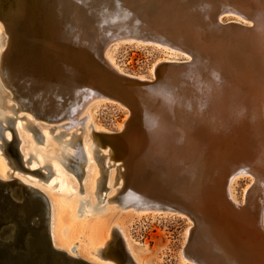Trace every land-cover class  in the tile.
Wrapping results in <instances>:
<instances>
[{"label": "bare ground", "instance_id": "obj_1", "mask_svg": "<svg viewBox=\"0 0 264 264\" xmlns=\"http://www.w3.org/2000/svg\"><path fill=\"white\" fill-rule=\"evenodd\" d=\"M156 1L161 2V0ZM189 1L193 7L192 13L188 15L190 17H188L189 19L187 18L188 20L183 18L185 27L183 25L181 27H183L185 35H181L179 41L182 43L185 39H189L190 42L193 40L192 43L195 41L193 45L198 40L203 42L204 46L201 48L209 53L207 63L205 65L200 64V69L194 74L187 73L188 70H185V72L177 71L179 74L177 73L176 77H180L177 85L181 86L180 83H182V86L184 85L185 88L190 89V92L181 88L182 86L177 89L175 85L168 84L169 91L168 89L165 91L170 92L173 88L174 90L171 93L173 92V96L176 95V101H171V103L173 102L172 115L169 116L170 118L155 116L158 126L156 125V129L152 130L151 136L156 139H152L151 142L147 143L141 138L136 139L134 143L131 140L133 144L132 160L129 158L130 156L128 157L125 147L119 146V143L117 144L118 140L115 141L116 144L111 141L112 131L92 120L90 108L96 99L115 98L118 101L117 97L106 92L107 88L104 86V81L93 83L84 75L73 86L74 91L70 93L72 95L62 99L64 103H61L63 104L58 102L53 105L46 104L42 99H38L24 88L20 80L17 64L22 61L28 62V54L34 55V53H37L33 42L34 35H37V32L33 28L34 26L30 25L33 20H30L27 16L28 6L26 0H23L22 3H17L14 0H0V103L6 99L12 102L11 105L0 104V122H7L9 130L13 129L15 134L16 130L21 132L22 129H29L33 132L34 127H36L42 135L34 130V138H36V135L42 137L44 146H48V148L53 146L54 148V152H39L29 165V169L40 168L41 170L46 168L47 171L48 168L51 169L52 177L46 187L37 185L36 181L29 179V177L13 175L5 170L1 161L0 180L6 182L16 178L18 181L36 188L47 197L50 209L48 219L50 242L54 249L64 252L72 258L80 259L89 264H151L137 255L129 228L120 222L119 217L124 213L125 209L134 211L131 214L138 218L147 215L153 218L154 212H148L149 210H173L174 212L185 213L187 221L182 243L177 252L178 263L205 264L200 257H203L202 253L206 250V246L203 244L200 245V248H197L201 251L203 249L202 253H198L199 250H196V254H193L192 249H190L193 224L196 220H199L196 218V214L198 217V214L206 211V209H202L205 207L204 199L209 195L210 190L214 188L217 181L215 179V165L219 163L225 166L233 163L235 165L230 166V168L236 169L237 165H241V159L246 157L250 165H252L256 176L260 177V180L258 179L259 186L263 191L260 194V199H257L259 204L257 206L248 204L243 210L242 217L228 214L227 220H229L230 228L228 227L227 231H223L225 234L222 231H218L216 235H210L211 242L212 247L216 246L217 249L222 250L228 256L227 259L223 257L222 263L264 264V0ZM167 3H169V0ZM181 4L183 5L182 1ZM184 6L186 7V5ZM74 11L75 13L72 15L77 21V11ZM224 11L236 13L250 20L253 23L252 32L245 29L228 30L222 27L218 14ZM20 13L25 15V19H20ZM110 17L115 19L113 23H119L117 20L118 15L113 13ZM171 20H173V17ZM21 21L24 24L26 23L28 27H23L20 24L22 23ZM103 31L102 27H97L92 31L95 39L91 44L97 48L95 49L92 46L88 49L92 60L93 55L97 53L99 55L100 52L98 41H101L109 34L107 32L106 35H103ZM66 35L61 33L60 36H56L59 41L63 40L59 44V51L63 49V45L65 46L63 53L68 51V49L70 51V47L67 46L66 39L68 37ZM131 37L133 38V35ZM167 42L169 43L170 41L168 40ZM165 45L163 50L165 53L170 50L169 54L174 60L178 55L177 50L179 49ZM171 45L174 46L176 44L171 42ZM195 49L199 50V47L195 46ZM20 51L23 59L18 61L17 58ZM112 53L114 52L109 46L101 50L99 55L101 57V61L99 60L101 65L99 66H102L104 71H109L111 76L114 74L119 78H124L123 82L128 81L127 74L117 64ZM29 61L31 62V58ZM166 61L167 59L165 58L156 60L151 67L150 74L152 75L160 64ZM59 78L61 77L59 76ZM96 78L98 77L96 76ZM135 79L142 81L144 77H135ZM68 80L70 81V79ZM168 81L172 80L169 79ZM76 99L80 100L79 104L76 103ZM119 102L120 105L127 108V115H125L123 123L117 127L118 131H122L130 125L132 110L124 102L120 100ZM11 110L22 112V114L23 112L30 113L33 119L18 115L14 127V118L7 115V112L9 113ZM20 119L26 120L27 124L22 125L24 123H20L18 121ZM37 119L45 123L48 122L47 124H53L54 127L49 128V130L54 128L63 130L56 132L55 129L53 131L55 134L52 138L58 139L62 136L64 138L66 132H68L66 134L69 138L60 140L54 145L48 132L42 130H45V128L41 129L43 125L41 123H33ZM169 120H172L170 124ZM48 127L46 128L48 129ZM1 128H4L3 130L6 129V127L0 125ZM71 130L74 131L71 132ZM2 134L1 154L6 148L5 142L11 140L12 135L6 130ZM19 134L21 135V133ZM116 139L118 138L115 137ZM159 140H163L166 150L158 149L162 145ZM29 143L31 144L30 141ZM127 143H130V141H127ZM141 147L149 148L148 154H144ZM153 149L155 150L152 151ZM256 150L258 151L257 153ZM250 151L251 153H249ZM6 153L8 154V152ZM169 153L176 156V163L178 161L180 164V169L178 170H180L182 179L189 180L187 192L191 193L192 190L193 195L196 196V211H199V213L196 212L195 214L194 210L185 205L184 202H181V200L172 199L173 197L175 198L173 194H164L162 189L153 195L150 194V188L145 179L151 176L150 172L167 174L161 167ZM26 157L23 152V156L21 155L20 159L22 161L28 160ZM48 157L52 160L51 164L41 166L43 158ZM10 160L12 162L11 158ZM110 161H112V164H109ZM70 163H77V167L81 163L82 174L87 173H85L82 180L83 183L79 184L78 189L76 185L72 186L70 184L68 176L66 177L67 174L65 175L66 172L62 169V167L66 168L73 174L71 176H75L74 171L67 168ZM158 163L159 166L157 165ZM185 163L186 166L184 165ZM7 164H9L8 159ZM82 166L85 171H83ZM143 166H146L147 169H144ZM237 168L239 169L236 172L240 171L242 173L248 172L251 167L248 169L245 167ZM115 177L117 182L115 183L114 181L115 184L112 185ZM169 177L171 176H166V178ZM69 179L72 180L73 178ZM142 183L146 185V187L144 185L146 189L143 188ZM52 187H57L58 193H52L50 191ZM175 188L178 187L175 186ZM74 189L77 190L74 191ZM137 189L142 191L143 203H137L132 200ZM103 191H106V193L103 194ZM78 193L86 194L89 197V206L82 207L87 201L83 197L77 198L76 194ZM227 193L230 200H233L231 191L229 190ZM166 199L168 202L164 205L162 201ZM99 203H102V206L97 208ZM107 203L116 205L104 208ZM79 205L83 208L80 214H78ZM113 209L116 210L114 211ZM237 218L240 221H237ZM236 226L242 227H238V229ZM250 226L255 227L249 230ZM240 230L241 232L239 233ZM79 240H81V245L78 247L76 244ZM220 251L218 250V252ZM89 253L105 259L106 263H101L97 259L88 257ZM126 257L129 259V263L125 262ZM217 262L219 263V260Z\"/></svg>", "mask_w": 264, "mask_h": 264}, {"label": "rangeland", "instance_id": "obj_2", "mask_svg": "<svg viewBox=\"0 0 264 264\" xmlns=\"http://www.w3.org/2000/svg\"><path fill=\"white\" fill-rule=\"evenodd\" d=\"M167 1L161 0L160 2L156 0H151L150 2V0H118L117 2H122L126 6H129V4H132L133 6L135 5L137 6L132 10L128 9L127 11H125L120 6L118 7L114 6L111 8L108 7V5H101V7L105 6V8L101 9V13L99 16L100 19L98 18L96 21L94 19V16L90 15L92 20L86 22V20H82L80 18L81 14L79 12L81 11L79 10V8H77V6L74 7L70 6V8H68V10L70 9V13H68L67 3L61 2L60 5L58 6L55 5L56 3H53L54 5L51 8L45 6V4L38 2L37 0H26L28 6L27 16L30 20H33V22L30 25H33L34 26L33 28L37 32V35H34V39H33L34 48L37 51V53L36 54L34 53V55L28 54L29 56L28 59L30 60L31 58V62L28 60V62L22 61L17 64L20 72L19 75L20 80L23 83L24 88L27 89L29 93H31L38 99H42L43 102H45L46 104L53 105V104H57L58 102L60 104H63L64 102L62 99L64 98L66 99V97L72 95L70 93L74 91L73 86H75V84L79 82V79H82L84 75H86L93 83L104 81L103 82L104 86H106L107 88L106 92L109 95H114L115 97H117L118 101H116L115 98H98V100L96 99L94 104L90 108L93 118L92 120L93 122L98 123L99 125H102L106 129L112 131L110 137V139H112L111 141H113L116 144L115 141L118 140L117 144L119 143L118 144L119 146L125 147L126 153L128 152L127 153L128 157L130 156L129 158L133 160L132 143H134V141L136 142V139L141 138L142 140L145 141V143L151 142L152 139H156V138H152L151 136L152 130H155L156 129L155 127L158 126V123L155 120V116L158 115L160 117L166 116L165 118H168L170 115H172L171 110H172L173 102L171 103V101L172 100L176 101V95L173 96V92L171 93V91L174 90L173 88L170 92H166L165 90L168 89L169 91V87H168L169 85H175L177 89L182 86V83H180L181 86L177 85L179 83L178 81H180L179 80L180 77L178 78L176 77L177 73L179 74V72H185V70H188L187 73H193V74L196 73L197 70L200 69L201 65H205L207 63V59L209 56L208 55L209 53L203 48H201L202 46H204V43L200 42V40L196 41L197 42L195 43L196 45L195 44L193 45L195 41L192 43L193 40H191L190 42L189 39H185L182 43H180L179 41L180 36L185 35L184 29L183 27H181V25L185 27V25L183 24L184 23L183 18L186 20L189 17L188 15L189 14L191 15L192 13L193 7L191 5V2L189 0H172V2L171 0H169V3H167ZM181 1L183 2V5L181 4ZM94 2H97V0H83L82 3L84 7L85 6L87 7L89 5H92ZM154 3L155 5L153 6ZM94 5H96V3H94L93 6ZM184 5H186V7ZM74 10L77 11L76 12L77 21L73 18L72 15L73 13H75ZM183 11H184L183 13L184 16L182 14ZM113 13L118 15L117 18V20L119 21L118 24L117 22L113 23L115 19L113 17H110V15ZM177 13L179 14L181 13L182 17ZM169 14L171 18L173 17V20H171ZM219 18H220V25L225 29L228 30L245 29L252 32L251 30L253 27V23L250 20L243 18L242 16H239L236 13L225 12V11L220 12L218 14V19ZM102 25L106 26L110 30L107 29V32H109V34L108 35L105 34L106 37H104V39L106 38V40L103 39L101 40L103 45L99 46L100 48L99 55L101 54V50L109 46L110 49L113 50L114 52L112 53V55L114 54L113 56L115 58L114 57L113 58L115 59L117 64L121 67V69L125 71V73L129 78L128 81L126 82L122 81L124 78L121 77L119 78L114 74H112L111 76L109 71H104L102 66H99L101 65L100 64L101 57L98 55V53L96 55H93V60L91 59L92 57L90 56V53H88V49L89 47L93 46V44L91 43L95 39V36L94 34H92V31H94L97 27L101 28ZM112 26H114L115 28H111ZM61 33L67 34L66 35L68 37L67 39H71V40L73 33L76 36L74 40L77 41L75 47H72L70 45L68 46V42H67L68 40L66 39L67 46L70 47V51L68 49V51L65 52L67 55L63 53L65 51L64 45L62 49L63 51L62 50L59 51V44L63 40L60 38L61 41H59L56 38V36H60ZM131 35H133V38L131 37ZM173 35L175 36L174 38L176 39L173 38ZM137 37L140 38L134 40V38ZM82 39H84V41ZM165 40L167 41L169 40L170 42L168 43ZM99 42L100 41H98V43ZM171 42L176 45L172 46ZM164 45L167 47L171 46L174 48L176 47L175 49H179L177 50L178 53L176 52L178 54L177 57H175L176 59L174 58L173 60V58L170 56L169 54L170 50H167L165 53V51L163 50ZM195 46H197V48L199 47V50L195 49ZM93 47L97 49L96 46ZM19 53L20 54L18 55L17 58L18 61L20 59L21 60L23 59L21 55V51ZM63 58H66L67 61L65 60L62 61ZM162 58L167 59V61L162 62L160 66L156 69V71L151 75L150 70L152 65L156 62V60ZM97 65L99 66V68ZM165 69H167L168 71ZM59 76L61 78H59ZM96 76L98 78H96ZM134 76L136 78L144 77V80L142 81L136 80ZM68 79H70V81ZM169 79L172 81H168ZM63 83L64 85L66 84L65 87H63L64 85H62ZM181 88H184L188 92H190V89L185 88L184 85ZM57 91L59 92L58 95H57L58 93ZM119 100L127 104L132 110V118L129 121L130 125H128L122 131H118L117 127L119 124L123 123V119L125 118V115H127L126 114L127 108L120 105ZM76 103L79 104L80 100L76 99ZM0 104L11 105L12 102L6 99L4 101L2 100ZM163 107H166L164 108L165 112ZM7 115L14 118V123H13L14 127L16 123V117L18 115L24 117H30V119H33V116L30 113H26V112H23L22 114V112L19 111L14 112L13 110H11L9 111V113L7 112ZM18 121L20 123H24L22 125L27 124L26 120L20 119ZM171 121L172 120L168 121L169 124L171 123ZM33 123H39V124L41 123L43 125L41 129L45 128V130L44 129L42 130L47 131L51 138L55 134L53 132L55 131V129L56 132L63 131L57 128H54L53 130H49V128L54 127L53 124H47L48 122L45 123L42 120L37 119ZM0 125L6 127L5 130L8 131V133L11 135V131L9 130V124L7 122L5 121L0 122ZM45 126L46 127L49 126L48 129ZM34 128L35 129H33V132L34 130H36L38 134H41L38 128L36 127ZM5 130L1 131L0 133V144H3L2 133H4ZM28 130L22 129L21 132H18L16 130V138L19 140V142L16 144L17 149H19V152L21 153L22 156L24 152V154H26L27 156L26 158L28 159V162L22 164V166L25 167L26 169H29V165L31 161L35 158V156L39 152H44V153L54 152L53 146L52 147L49 146V148L48 146L47 147L44 146L42 144V140H43L42 137L36 136V138H34L33 132L31 130L29 131ZM73 131L74 130H71V132ZM19 133H21V135ZM66 133L64 135V138L63 136L58 139L52 138L53 144L56 145L57 142H59L60 140L62 141L63 139L65 140L69 138V136ZM115 137L118 139L115 140ZM134 138L135 140H133ZM29 141L31 142V144L29 143ZM121 141L122 142L125 141V142H123L122 144ZM127 141L128 142L130 141V143H127ZM159 141L162 143V145H160L158 149L162 148L163 151L166 150L165 143L163 142V140H159ZM141 149L144 154H148L149 148L141 147ZM154 150L155 149H153L152 151ZM251 151L249 153H251ZM257 152L258 151L256 150V153ZM0 155H1L0 161L4 164L5 170L11 172L13 175H16L18 177H29V179L36 181L37 185L41 187H46V184L50 181L52 177V173H50L49 176L45 179L39 178L35 174H30L19 168L11 167L9 164H7V156L9 154L7 153L1 154V148H0ZM51 162L52 160L50 157L43 158L41 166L45 164L50 165ZM111 162L112 161H110L109 164H112ZM164 162L165 163L163 164L161 169H163V171H165L167 174H155L150 172L151 176L145 179V181H147L148 187L150 188L149 189L150 194L153 195L154 193L162 189V192L164 194L167 193L173 194L175 198L171 196L173 197L172 199L179 201L181 200V202H184L185 205L192 208L195 214L196 212L199 213V211H196V205H197L195 204L196 196L193 195L192 190L191 193L187 192V188H188L187 186L189 185L188 184L189 180L184 178L182 179L180 170H178L180 169V164L178 161H177L178 164L176 163V156L169 153L167 158H165ZM240 163L241 165H237L235 167L236 169L232 168L233 170L230 168V166L235 165L233 163H229L225 166H222V164L219 163L215 165V170H216L215 179L217 181L214 188L210 190L209 195L204 199V204L206 208L203 207L202 209L203 210L206 209V211H203L201 212V214H198L199 218L197 217L196 214V218L199 220H196L195 223L193 224L194 228L191 236L190 249H192L191 251L193 254H196L198 250H199L198 253L199 252L202 253L204 250L202 249L201 251L200 249L197 248H200V245L204 244V246H206V250L202 253L203 257L200 258L203 260L205 264H211V263L225 264V262L222 263V260H224L223 257H226V259L228 258V256L222 250L220 251V249H217L216 246L212 247V242H211V236L216 235L218 231L223 232V231H227L228 227L230 228L229 220H227L228 214L242 217L244 212L243 210L246 206H248V204L251 206H257L259 204V201L257 199H260L259 198L260 194H262L263 191L260 189L261 187L259 186L260 177L256 176L255 171L252 168V165H250L246 157L241 159ZM157 165L159 166V163ZM184 165L186 166V163ZM237 167H245L246 169L250 167L251 168L248 170V172L241 173L240 171L236 172L239 169ZM143 168L147 169L146 166H143ZM62 169L64 170V172H66L65 175L67 174L66 177L68 176V180L70 184L72 186L76 185L78 189L79 184L83 183L82 180L86 172L83 174L81 173L80 177L77 178L76 176H71L72 173L69 172L66 168L62 167ZM82 169L83 171H85L83 166ZM40 172L44 174H48L46 168H42ZM166 176H171V177L166 178ZM231 177H233L234 179ZM69 178H73L74 181L73 179L71 180ZM195 178H197V176H195ZM115 179L116 177L114 178L112 185H114L117 182V179L116 180ZM142 184H143V188L146 189L145 188L146 185L144 183ZM175 186L178 188H175ZM132 188L134 187L132 186ZM193 188L196 189L195 186H193ZM77 189H74V191ZM229 190L233 195V200L231 199L232 201L230 200V197L228 196L227 193ZM50 191L54 194L58 193L57 187H52ZM222 191H226V192H222ZM141 192L142 191L140 189H137L135 191V196L133 195V199H132L134 202L143 203L144 199L143 197H141L142 196ZM102 193L105 194L106 191H103ZM244 196H246L245 197L246 199L244 198ZM76 197L77 198L83 197L87 201L86 204L84 203L82 205L83 208H85V206H89L88 205L89 197H87L86 194L78 193L76 194ZM167 202H168L167 199L162 201L164 205L167 204ZM105 205L106 206L104 208L106 207L110 208L116 204L107 203ZM100 206H102V203L101 204L99 203L97 205V208ZM233 206H235L236 209ZM82 207L81 205L78 206L79 208L78 214L82 212L83 210ZM113 210L115 211L116 209ZM172 211L149 210L148 212H154L153 218H151L149 215L141 216L138 218L131 214L134 211H132L131 209H125L123 211L124 213H122L123 215L121 214L119 217L120 222H122L125 225V227L129 228L130 236L134 240L133 246L136 249L137 255L149 261L151 264H179L177 261V252L182 243L183 232L187 227V221H186L185 213L182 214V212H177V211L172 212ZM237 221H240V219L237 218ZM238 227L239 226H236V228ZM254 227L255 226H250V228L248 229L252 230ZM240 232L241 230L239 231V233ZM223 233L225 234V232ZM80 245H81V240L78 241L76 246L79 247ZM212 249L215 250L213 251ZM218 250L220 252H218ZM88 257L97 259V261L101 263H106L105 259L98 258L93 254L89 253ZM125 259H126L125 262L128 263L130 262L127 257ZM218 260L219 263L217 262Z\"/></svg>", "mask_w": 264, "mask_h": 264}, {"label": "water", "instance_id": "obj_3", "mask_svg": "<svg viewBox=\"0 0 264 264\" xmlns=\"http://www.w3.org/2000/svg\"><path fill=\"white\" fill-rule=\"evenodd\" d=\"M14 1L17 3L23 2V0ZM37 1L51 8L54 5L53 3H56L55 5L58 6L61 2L67 3V10L70 6H77L81 11L79 12L81 14L80 18L86 20V22L92 20L90 15L94 16V19L97 21L101 9L105 8V6L101 7V5H108L111 8L120 6L125 11L128 9L132 10L137 6H133L132 4L126 6L122 2H117L118 0H97V2H94L97 6H93V3L87 7H84L83 0ZM68 13H70V9ZM19 15L21 20L25 19L23 13ZM21 22L20 24L23 27L27 26L26 23ZM111 28L115 27L112 26ZM102 29L105 30L102 34H107L106 32L109 28L102 25ZM75 37L73 33L72 40L67 39L68 46L75 47L77 43V41H74ZM82 40L84 41V39ZM103 40H106V38ZM99 45L102 46L103 43L100 41ZM64 60L67 61L66 58L62 59V61ZM3 129H0V133ZM10 130L12 134L11 140L5 142L6 148L2 151L3 154L8 152L9 155L6 156L9 165L30 174H35L39 178H47L51 173L50 168H48V174H44L40 172V168L26 169L22 166L28 160L22 161L20 159L21 155L16 146L18 139L16 138L15 131L13 129ZM76 164L70 163L67 168L73 170L74 175L79 178L82 173V164L79 163L78 167ZM49 212L47 197L36 188L20 182L16 178H12L6 182L0 180V264H89L53 248L49 238Z\"/></svg>", "mask_w": 264, "mask_h": 264}]
</instances>
